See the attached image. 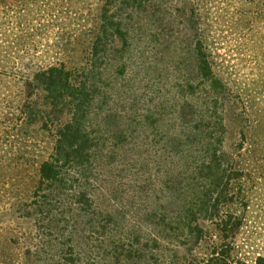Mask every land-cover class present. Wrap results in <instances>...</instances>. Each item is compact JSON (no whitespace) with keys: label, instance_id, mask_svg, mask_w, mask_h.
<instances>
[{"label":"rangeland","instance_id":"obj_1","mask_svg":"<svg viewBox=\"0 0 264 264\" xmlns=\"http://www.w3.org/2000/svg\"><path fill=\"white\" fill-rule=\"evenodd\" d=\"M5 4L0 0L5 34L0 50L9 54L8 60L24 61L20 65L24 77L30 78L25 63L63 62L78 70L88 63L90 68L85 77L94 93L85 125L96 145L84 189L94 208L72 231L73 250L63 245L64 257L73 256L69 264H163L162 258L185 256V246L168 221L180 207L177 188L194 177L198 136L209 127L215 137L213 119L227 118L232 107L241 116L239 123L260 124L264 137V0H6ZM26 13L25 29L19 16L25 21ZM92 41L102 51L93 57L81 52ZM197 41L208 48L219 80L214 90L222 103L218 107L215 93L200 85L196 73L192 48ZM32 46L38 48L33 58ZM6 80L11 91H26L23 83L17 86ZM35 134L28 136L27 148L39 155L34 146L41 144L45 147L41 155L46 157L52 145L42 142L48 141L45 135ZM236 139L227 133L220 152L232 153ZM24 146L4 152L6 168L0 171V264H50V259L57 264L56 254L65 239H54L52 248L42 246L44 241L32 234L33 216L27 217L17 201L36 186V166L27 163L15 169L19 164L11 160L27 157ZM65 171L66 177L72 176L73 170ZM242 182L248 203L231 208L242 224L230 255L223 259L226 264H255L257 257H264V170L246 172ZM209 240L198 246L193 259H206ZM185 257L184 264H189L191 256Z\"/></svg>","mask_w":264,"mask_h":264},{"label":"trees","instance_id":"obj_2","mask_svg":"<svg viewBox=\"0 0 264 264\" xmlns=\"http://www.w3.org/2000/svg\"><path fill=\"white\" fill-rule=\"evenodd\" d=\"M1 2L6 5V0ZM19 19L25 27L29 14L26 15L25 21L21 14ZM0 23L3 22L0 20ZM1 30L2 27L0 43L5 37ZM24 50L28 53L30 49ZM192 50L200 85H207L209 93H215L214 103L218 107L222 104L218 93L215 92L219 80L213 72L208 48L201 41H197ZM37 52L38 48L32 46L30 57H35ZM81 52L92 53L90 55L93 57L102 51H99L98 44L92 41L85 45ZM8 55L0 50V171L6 168L4 152L8 150L9 153L13 147L17 148L18 144L25 145L24 150L29 152L27 157L17 155L11 160H16L14 162L19 164L15 169L21 170L27 163H30L29 166H36V174L33 177L36 186H32L30 193L24 195L26 198L18 197L17 201L27 210V217L33 216L35 231H32V234L44 241L42 246L52 248L54 239H65V242L60 244L61 248L57 243V248L60 249L56 254V262L69 264L74 262V258L72 255L65 258L66 253L62 247L64 244H71L72 231L76 230L80 218L94 208L92 199L84 189L89 180L86 173L92 164V150L96 145L85 125L94 93V88L85 77L90 68L87 69L88 63L87 67H80V70L73 66L67 67L63 62L46 66L25 63L24 66L30 71L28 78L23 76L20 68L24 61L16 63L8 60ZM28 55L23 54V57ZM8 78L13 85L23 83L26 91H11L6 80ZM229 109L227 118L219 116L213 119L217 128L215 137L209 127L204 128L198 136L200 149L196 155L198 158L194 165V177H190L191 181L187 179V184L182 183V186L177 188L181 197L180 207L168 221L182 240L186 255L191 258L198 246L202 247L203 241L213 237V241L209 240L210 247L206 248V259L199 261L196 256L191 259L197 261V264H226L223 259L230 255L233 239L242 224L240 217L232 213L231 208L239 202L244 207L248 203L246 194L241 190L244 186L242 177L246 172L250 175L251 172L264 170V137L261 135V125H243L238 122L241 118L239 113L232 107ZM224 119H227V122ZM204 120L207 119L202 115L201 121ZM230 121L235 122L231 124ZM207 122H211V119ZM30 126H33L34 130ZM31 132L36 133L35 135H45L48 141L42 142L48 146L52 145L51 153L46 157L41 155L45 152V147L41 144L34 146L38 147L36 154L39 155H32L34 149L29 151L27 148L30 141L27 138ZM229 132L231 137L236 136L237 141L231 146L234 147L232 153L224 155L220 148ZM65 170H73L69 173L72 176L66 177ZM17 176L20 178V175ZM21 179L26 177L22 176ZM75 212H78V215L73 217ZM25 235L26 233L22 237ZM153 241L156 243L158 239L154 237ZM68 250H73L71 245ZM185 256L167 257L164 261L162 258L161 262L184 264L187 261ZM50 260L52 262V259ZM255 264H264V257H257Z\"/></svg>","mask_w":264,"mask_h":264}]
</instances>
